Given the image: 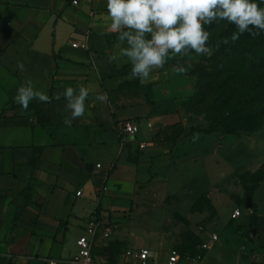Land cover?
Returning a JSON list of instances; mask_svg holds the SVG:
<instances>
[{
	"label": "crops",
	"instance_id": "obj_1",
	"mask_svg": "<svg viewBox=\"0 0 264 264\" xmlns=\"http://www.w3.org/2000/svg\"><path fill=\"white\" fill-rule=\"evenodd\" d=\"M110 24L107 0H0V264H65L72 256L58 249L66 230L84 231L92 211L78 214L76 205H93L88 200L101 188L104 201L125 199L121 181L136 179L142 161L128 160L127 143L149 135L153 101L149 93L120 90L126 83L155 87L168 74L157 68L140 82L130 64L112 62L119 41ZM27 80L50 102L22 109L14 97ZM81 85L89 91L85 113L69 127L66 100L56 96ZM127 121L138 125L137 134L119 133ZM185 146L191 148L174 145L169 157L181 160ZM29 186L32 202L25 204Z\"/></svg>",
	"mask_w": 264,
	"mask_h": 264
},
{
	"label": "rangeland",
	"instance_id": "obj_2",
	"mask_svg": "<svg viewBox=\"0 0 264 264\" xmlns=\"http://www.w3.org/2000/svg\"><path fill=\"white\" fill-rule=\"evenodd\" d=\"M205 27L209 53L170 56L160 68L167 72V81L147 90L155 103L152 127L145 140L138 135L127 143L128 160L142 161L133 182L131 175L121 181L127 198L104 201L101 188L88 200L93 205L81 201L73 210L81 215L92 210L84 221L99 224L98 254L117 242L123 250H175L190 259L188 264L264 263V213L259 216L258 211L264 210V117L250 131L226 134L220 129L211 136H195V141L191 136L218 123L220 104H209L218 97L203 92L202 86L209 73L220 75L229 64L209 43L227 42L236 31L227 21ZM177 143L191 147L185 146L188 153L181 160L169 157ZM235 210L241 212L238 219L231 217ZM83 233L81 226H69L58 249L62 257L76 254V240Z\"/></svg>",
	"mask_w": 264,
	"mask_h": 264
},
{
	"label": "clouds",
	"instance_id": "obj_3",
	"mask_svg": "<svg viewBox=\"0 0 264 264\" xmlns=\"http://www.w3.org/2000/svg\"><path fill=\"white\" fill-rule=\"evenodd\" d=\"M261 4L264 0H107L109 28L117 32L119 41L118 53L109 59L130 64V74L144 82L154 69L163 68L170 56L183 59L190 53H209V31L205 25L221 21L235 25L233 41L245 33L254 36L264 32ZM18 68L22 69L23 63ZM61 95L70 111V118L66 117L64 123L70 127L73 120L84 115L89 91L82 85L78 90L69 86L56 99ZM33 100L50 102L27 80L17 89L14 101L27 110Z\"/></svg>",
	"mask_w": 264,
	"mask_h": 264
},
{
	"label": "trees",
	"instance_id": "obj_4",
	"mask_svg": "<svg viewBox=\"0 0 264 264\" xmlns=\"http://www.w3.org/2000/svg\"><path fill=\"white\" fill-rule=\"evenodd\" d=\"M261 6L264 7V4ZM209 45L227 56L229 64L220 75L209 73L207 84L202 86L203 92H214L218 97L209 100L210 105L218 102L220 104V112L217 115L218 123L210 130H195L191 136H211L220 129H225L226 134H237L240 131H250L253 127L262 125L264 117V32L254 36L245 33L235 41L232 39L227 42L213 40ZM124 90L127 92L135 90L137 93L141 91L140 93L147 94L151 91V87H140L138 83H126L120 91ZM147 103L155 105L149 100ZM31 192L32 189L29 186L24 194L25 204L32 202ZM104 250L106 252L98 254L95 249V253L102 256L107 253L109 262L113 263L123 251V246L115 242Z\"/></svg>",
	"mask_w": 264,
	"mask_h": 264
},
{
	"label": "built area",
	"instance_id": "obj_5",
	"mask_svg": "<svg viewBox=\"0 0 264 264\" xmlns=\"http://www.w3.org/2000/svg\"><path fill=\"white\" fill-rule=\"evenodd\" d=\"M75 3V2H74ZM77 47V44L73 45ZM120 134L135 135L139 131L137 124L132 122H123L118 125ZM99 168L100 165H97ZM241 215L239 210H235L231 215L236 219ZM99 224L96 221H88L84 233L76 240L77 252L68 260V264H188L189 258L179 254L175 250L157 253L146 248L124 249L119 256L110 263L108 254L98 255L95 253V242L98 234ZM107 236V235H104ZM218 237L214 236L213 241ZM204 248L210 250V246L204 245ZM48 264H58L57 261L47 260ZM264 264V263H261Z\"/></svg>",
	"mask_w": 264,
	"mask_h": 264
},
{
	"label": "water",
	"instance_id": "obj_6",
	"mask_svg": "<svg viewBox=\"0 0 264 264\" xmlns=\"http://www.w3.org/2000/svg\"><path fill=\"white\" fill-rule=\"evenodd\" d=\"M247 206H248V207H250V206H251V203H250V201H249V200L247 201Z\"/></svg>",
	"mask_w": 264,
	"mask_h": 264
}]
</instances>
